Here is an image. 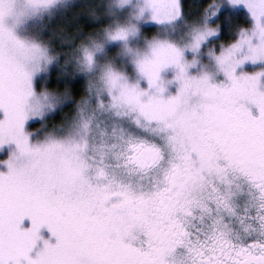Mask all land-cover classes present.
<instances>
[{"label":"snow or ice","instance_id":"obj_1","mask_svg":"<svg viewBox=\"0 0 264 264\" xmlns=\"http://www.w3.org/2000/svg\"><path fill=\"white\" fill-rule=\"evenodd\" d=\"M0 264H264V0H0Z\"/></svg>","mask_w":264,"mask_h":264}]
</instances>
